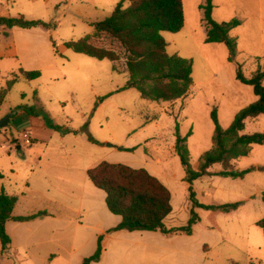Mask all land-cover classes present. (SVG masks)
Instances as JSON below:
<instances>
[{
	"label": "rangeland",
	"instance_id": "obj_1",
	"mask_svg": "<svg viewBox=\"0 0 264 264\" xmlns=\"http://www.w3.org/2000/svg\"><path fill=\"white\" fill-rule=\"evenodd\" d=\"M119 1L0 0V16L22 14L53 25L0 27V91L7 89L0 120L8 116L0 127V191L17 197L13 215L35 216L8 224L12 241L3 253L0 249V264H82L101 234V257L91 264H264V236L255 224L264 217V144H254L234 161L235 169L249 168L244 177L221 176L216 164L212 175L191 184L201 204H241L228 212L196 207L199 220L190 235L100 232L120 221L86 175L87 166L101 160L142 167L158 177L171 192L164 226L186 223L189 183L174 151L175 121L182 135L191 130L187 148L195 169L211 147V109L226 127L256 99L251 86L235 79V68L239 64L248 77L264 63V0L212 1L214 20H239L229 31L236 42L232 60L224 43L204 41L202 0H182V28L161 34L168 54L192 61L187 94L163 102L143 98L134 88L117 91L127 74L126 51L115 38L103 32L90 42L118 53L116 63L73 52L63 42L90 34L92 23L110 15ZM20 69L39 70L40 76L27 80ZM25 131L35 135L29 143L21 138ZM253 132H264V114L245 121L243 133Z\"/></svg>",
	"mask_w": 264,
	"mask_h": 264
},
{
	"label": "trees",
	"instance_id": "obj_2",
	"mask_svg": "<svg viewBox=\"0 0 264 264\" xmlns=\"http://www.w3.org/2000/svg\"><path fill=\"white\" fill-rule=\"evenodd\" d=\"M213 0H204L199 5L205 24V42L224 43L229 51L228 59L235 55L236 42L229 36V31L239 24L233 18L229 21H216L212 18ZM124 2L127 5L124 6ZM184 24L182 0H120L111 14L92 23L93 31L77 40L63 42L65 48L98 60L116 61L118 53L112 49L95 46L90 42L93 36L107 33L115 38L126 51L125 71L127 79L117 91L134 88L141 97L152 101H175L183 98L192 85V61L177 54H168L167 43L161 32H178ZM0 27L32 28L48 30L53 27L40 19H26L22 14L15 17L0 16ZM22 76L35 79L39 70L20 69ZM235 79L252 88L256 99L239 109L228 126L218 122L216 108L210 111L213 123L211 147L204 151L194 169L189 162L187 138L191 130L182 135L177 121L174 124V151L184 170L183 180L189 183L188 199L191 202L190 215L184 225L166 228L164 218L171 212V192L156 176L142 167H132L120 162L102 160L87 169L86 174L92 184L105 193L104 202L108 210L121 217L120 221L108 231L116 230H159L165 236L192 233L193 225L199 220L196 207L228 212L239 207L241 202L219 205L201 204L197 201L191 184L203 175H212L209 169L219 165L217 174L224 177L242 178L249 171L235 169L234 160L249 154L254 144H264V132L243 133L245 121L264 114V63L250 75L245 76L238 64ZM15 78L7 81L9 88ZM7 89L0 91V104ZM105 98V97H102ZM28 113H34L33 107H23ZM155 120V118H153ZM148 122V121H147ZM145 122V123H147ZM59 126H55L58 128ZM93 143L97 140L88 137ZM134 149V148H130ZM2 174L0 173V178ZM264 201V191L261 194ZM17 197L4 190L0 191V249L3 253L10 243V236L5 229L8 219L29 220L34 215L13 216L12 210ZM40 214V213H38ZM255 224L261 228L264 236V217ZM102 236L97 237L92 254L82 259V264H91L100 259Z\"/></svg>",
	"mask_w": 264,
	"mask_h": 264
},
{
	"label": "crops",
	"instance_id": "obj_3",
	"mask_svg": "<svg viewBox=\"0 0 264 264\" xmlns=\"http://www.w3.org/2000/svg\"><path fill=\"white\" fill-rule=\"evenodd\" d=\"M204 3V0H202L201 1V4H203ZM200 5V4H199ZM113 62H115L116 63V61H113ZM264 81V80H263ZM156 120V119H155ZM26 132V131H25ZM31 132V131H30ZM33 134V139L35 138V135H34V133H32ZM22 135V134H21ZM25 142V141H24ZM26 143V142H25ZM102 161V160H101ZM235 161V160H234ZM100 162V161H99ZM98 163V162H97ZM96 163V164H97ZM96 164H94V165H96ZM93 165V166H94ZM92 167V166H91ZM88 168H90V166H87V168H86V171H87V169ZM209 171H210V169H209ZM211 172V171H210ZM87 175V174H86ZM155 176V175H154ZM204 176V175H203ZM158 178V177H157ZM195 181V180H194ZM193 181V182H194ZM168 188V187H167ZM104 197H105V193H104ZM106 205V204H105ZM15 207V206H14ZM13 210H14V208H13ZM13 210H12V212H13ZM172 211V210H171ZM170 214V213H169ZM13 215V214H12ZM13 216H16V215H13ZM166 218V217H165ZM164 218V219H165ZM120 219H121V217H120ZM25 221H27V220H13V219H8L7 221H6V223H5V229H6V232L8 233V235L10 236V243H11V241H12V236H11V234L8 232V230H7V226H8V224H11V223H13L14 224V222H19V223H24ZM118 223V222H117ZM116 225V224H115ZM115 225H113V226H115ZM113 226H108V227H105V228H101L100 229V232L101 233H103V234H108V233H112V232H115V231H108L111 227H113ZM121 230H124V229H121ZM116 231H119V230H116ZM177 235H181V234H173V235H170V236H165L166 238H168V239H171V238H173V236H177ZM100 236V235H99ZM101 236H102V238H103V235L101 234ZM102 241V240H101ZM10 243H9V245H10ZM102 245V244H101ZM102 253V252H101ZM100 257H101V255H100ZM100 260V259H99ZM98 260V261H99ZM97 261V262H98Z\"/></svg>",
	"mask_w": 264,
	"mask_h": 264
},
{
	"label": "built area",
	"instance_id": "obj_4",
	"mask_svg": "<svg viewBox=\"0 0 264 264\" xmlns=\"http://www.w3.org/2000/svg\"><path fill=\"white\" fill-rule=\"evenodd\" d=\"M33 137V134L31 132H23L21 135V138L26 142L29 143L30 142V138Z\"/></svg>",
	"mask_w": 264,
	"mask_h": 264
},
{
	"label": "water",
	"instance_id": "obj_5",
	"mask_svg": "<svg viewBox=\"0 0 264 264\" xmlns=\"http://www.w3.org/2000/svg\"><path fill=\"white\" fill-rule=\"evenodd\" d=\"M8 120V116L4 117V119L0 120V127L4 126L5 122Z\"/></svg>",
	"mask_w": 264,
	"mask_h": 264
}]
</instances>
